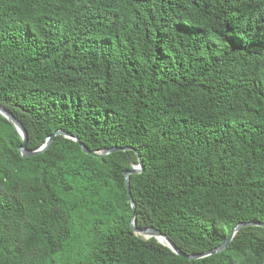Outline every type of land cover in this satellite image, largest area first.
<instances>
[{"label":"trees","instance_id":"1","mask_svg":"<svg viewBox=\"0 0 264 264\" xmlns=\"http://www.w3.org/2000/svg\"><path fill=\"white\" fill-rule=\"evenodd\" d=\"M0 264H263L264 0H0Z\"/></svg>","mask_w":264,"mask_h":264},{"label":"water","instance_id":"2","mask_svg":"<svg viewBox=\"0 0 264 264\" xmlns=\"http://www.w3.org/2000/svg\"><path fill=\"white\" fill-rule=\"evenodd\" d=\"M0 115H2L4 118H6L13 125L16 132L18 133V135L22 141V144L18 148V151L22 157H33V156H36L37 154L45 152L49 148L51 143L54 141L56 136H63L65 138L73 140L74 142H76L80 145V148L83 152L91 154L94 157H102V156L109 155V154L116 152V151H126L127 150L126 148L114 147V148H110V149H103V150L98 151V152H91L88 149H86L79 142V140L76 137H73L69 133H66L64 131L59 130V131H55L52 135H50L45 140L44 144L41 145L37 150L28 151L26 149L27 133H26L25 129L23 128V126L21 125V123L9 111L4 109L1 105H0ZM137 158H138V163L132 164L131 169L129 171L124 172L125 189H126V193H127L128 197H129V203H130V207L132 210L131 220H130V228H131V230L135 236L141 237L145 240L154 238L159 244L166 246L175 255L186 258L188 260H198V259H202V258H205L208 256H212L214 254L221 253L229 245V243L231 242L234 235L243 227H249V226H262V227H264V223H259V222L239 223L233 228V230L229 234L228 238L221 245H219L217 248L212 249L211 251H208V252H204L201 254H195V255H186V254L182 253L169 240V238L166 235H164L163 233H161L160 231H158L154 228H141L140 229V228H137L135 226V214H136L135 213V204H134V202L130 196L129 177L132 174H139L142 170V163L140 162V158L139 157H137ZM263 264H264V259H263Z\"/></svg>","mask_w":264,"mask_h":264}]
</instances>
